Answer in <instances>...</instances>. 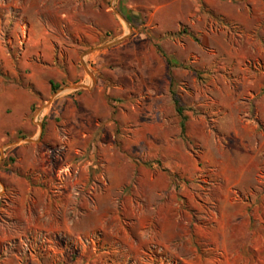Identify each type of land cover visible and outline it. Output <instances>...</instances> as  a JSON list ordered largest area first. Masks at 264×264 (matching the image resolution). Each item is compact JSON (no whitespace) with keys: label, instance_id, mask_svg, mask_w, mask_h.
Here are the masks:
<instances>
[{"label":"rangeland","instance_id":"1","mask_svg":"<svg viewBox=\"0 0 264 264\" xmlns=\"http://www.w3.org/2000/svg\"><path fill=\"white\" fill-rule=\"evenodd\" d=\"M0 264H264V0H0Z\"/></svg>","mask_w":264,"mask_h":264},{"label":"trees","instance_id":"2","mask_svg":"<svg viewBox=\"0 0 264 264\" xmlns=\"http://www.w3.org/2000/svg\"><path fill=\"white\" fill-rule=\"evenodd\" d=\"M60 85L57 84V83H52V88L53 90H57L59 89ZM176 104H177V110L180 114V116L182 117V121H181V124H182V130L183 132L186 131V120H187V115L184 114V107L180 104V102L178 100H176Z\"/></svg>","mask_w":264,"mask_h":264}]
</instances>
